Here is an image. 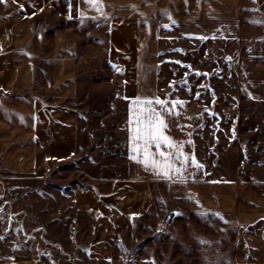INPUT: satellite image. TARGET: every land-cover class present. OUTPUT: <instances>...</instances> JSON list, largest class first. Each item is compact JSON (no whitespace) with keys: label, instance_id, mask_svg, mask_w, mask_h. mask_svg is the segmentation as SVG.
<instances>
[{"label":"crops","instance_id":"crops-1","mask_svg":"<svg viewBox=\"0 0 264 264\" xmlns=\"http://www.w3.org/2000/svg\"><path fill=\"white\" fill-rule=\"evenodd\" d=\"M100 3H0V264L107 260L125 225L175 200L225 220L229 264H264L260 0ZM94 40L123 111L81 116L78 51ZM149 110L175 145L149 147L167 176L133 151Z\"/></svg>","mask_w":264,"mask_h":264},{"label":"rangeland","instance_id":"rangeland-1","mask_svg":"<svg viewBox=\"0 0 264 264\" xmlns=\"http://www.w3.org/2000/svg\"><path fill=\"white\" fill-rule=\"evenodd\" d=\"M96 31L99 30L93 33H98ZM98 42L94 40L91 48L78 51L80 94L75 108L81 116L91 111L98 114L123 111L120 103L111 102L115 95L112 89L105 87L104 81L111 80L113 75L106 64L104 47ZM86 84L89 87H85ZM100 122L94 121L97 129ZM229 229L225 220L219 217H200L188 212L186 203L162 201L142 218L124 226L120 240L107 260L89 264H229L232 256Z\"/></svg>","mask_w":264,"mask_h":264},{"label":"snow or ice","instance_id":"snow-or-ice-1","mask_svg":"<svg viewBox=\"0 0 264 264\" xmlns=\"http://www.w3.org/2000/svg\"><path fill=\"white\" fill-rule=\"evenodd\" d=\"M88 2L97 10L101 7L100 0H88ZM0 3H6V0H0ZM145 103L159 104L161 108L165 111L167 110L164 102L159 99L155 101H146ZM134 122L137 127L135 129V136L133 139L137 146L133 148V151L138 154L140 152L143 153L145 156V165L155 168L158 171V174H163L165 176L169 175L170 171H178L173 169L172 164L169 163V157L163 152H158V155L163 158L162 162H157L149 152V147L153 145L157 149H159L162 145L168 148L175 147L174 143L164 134V130L167 125L161 118L160 114L153 110H149L146 113H142L141 116L136 118ZM135 158L136 157L134 156L133 159Z\"/></svg>","mask_w":264,"mask_h":264},{"label":"trees","instance_id":"trees-1","mask_svg":"<svg viewBox=\"0 0 264 264\" xmlns=\"http://www.w3.org/2000/svg\"><path fill=\"white\" fill-rule=\"evenodd\" d=\"M260 6L262 7V9H264V0H260ZM171 217H172V215H171Z\"/></svg>","mask_w":264,"mask_h":264}]
</instances>
